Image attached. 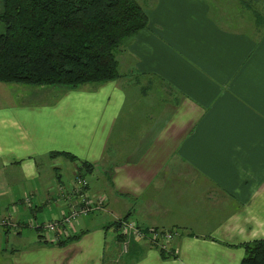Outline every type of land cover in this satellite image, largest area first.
<instances>
[{
  "label": "crops",
  "instance_id": "crops-1",
  "mask_svg": "<svg viewBox=\"0 0 264 264\" xmlns=\"http://www.w3.org/2000/svg\"><path fill=\"white\" fill-rule=\"evenodd\" d=\"M233 1L253 13L255 36L221 24L212 0H160V67L131 50L141 76L182 90L165 56L205 47L206 103L179 91L181 99L137 122L144 96L127 94L131 78L122 75L63 89L50 103L0 105V264H241L244 245L264 239V0ZM219 2L221 14L236 10ZM148 16L140 34L152 30ZM79 173L104 209L60 229L58 242L27 230L69 212L63 178L72 188ZM126 218L174 230L170 257L132 239L125 250L116 224Z\"/></svg>",
  "mask_w": 264,
  "mask_h": 264
},
{
  "label": "trees",
  "instance_id": "trees-1",
  "mask_svg": "<svg viewBox=\"0 0 264 264\" xmlns=\"http://www.w3.org/2000/svg\"><path fill=\"white\" fill-rule=\"evenodd\" d=\"M0 6L4 84L76 90L118 80V49L150 26L138 0H0ZM50 155L75 161L68 153ZM244 248L241 264H264V239Z\"/></svg>",
  "mask_w": 264,
  "mask_h": 264
},
{
  "label": "rangeland",
  "instance_id": "rangeland-1",
  "mask_svg": "<svg viewBox=\"0 0 264 264\" xmlns=\"http://www.w3.org/2000/svg\"><path fill=\"white\" fill-rule=\"evenodd\" d=\"M138 2L143 6L147 14H154L155 17L152 21V30L151 32H144L143 34L126 41L116 53L117 60L119 62V71L122 73V75H124V77L131 78L127 80V94H129L131 97L136 94L137 96H144V98H140V103L134 111V120L137 122L139 119L142 120L144 118L149 120V118H151V116L156 113L158 109H160L161 112L162 108L166 107L167 104H173L175 100H178L182 96L180 93L184 91L190 92L195 96V98L202 99L204 103H206L204 99H206L208 102L210 99L209 95L206 93L209 92H207L206 88L202 89L201 87L203 84L205 85V83H210L204 77L207 74L206 70L204 69L205 47L197 49L196 46L198 45H195L194 47L190 48L191 51L189 50V52L178 50L182 52H168L169 55L165 56V60H169L170 63L175 62L177 65V68L174 69V71L176 75H179L178 84L180 87H182V90L179 89L177 85L172 86L169 84L170 86H168L163 81H161L160 76H157L156 74H153L157 76H154L155 79L145 78L141 76V73H138L137 69L133 67L134 60L132 59L131 50L135 51V47L140 48V55L144 61H146L145 63H147V66L154 64L155 66L160 67V57L156 58V51H158L160 47V11L156 12V10L159 7L160 0H138ZM212 2L216 17L219 18L221 24H223L226 28L230 30L241 29L242 32H246L254 36L256 35L253 30L255 29V24H253L254 15L251 11H247L245 8L243 9V7L240 9L236 1L234 4L233 0H228V4H231L232 6L231 8L236 10L221 14L219 0H212ZM197 8L199 9V14H202V12L205 10L204 3L200 1L197 4ZM258 11L263 13V8L261 7V9H258ZM198 27L200 29L204 28V23L203 25H199L196 28ZM203 38L204 37H202V39ZM183 59L192 65V67L189 66V64ZM196 60L197 62H195ZM178 63H180L181 68ZM195 77L200 79L196 80ZM63 89L65 88L55 86L34 87L27 85H10L0 83V105L22 106L23 104L35 105L50 103L56 99L55 97H59V95L63 92ZM215 92L217 91H214V93ZM200 99H198V101H200ZM63 181L66 189L70 190L71 187H69V180H67V178H63ZM54 192H57V190ZM58 196L59 194H56L55 199ZM38 199L39 198H37V200ZM10 213L14 214L12 212ZM28 221L29 219H27V223ZM3 225L10 229L14 228L15 230L22 226L16 221H11L9 219H4ZM32 229L27 230H31L35 234H38L37 229ZM143 229L146 231L151 229L157 230L156 228ZM13 232L15 231H12V233Z\"/></svg>",
  "mask_w": 264,
  "mask_h": 264
},
{
  "label": "built area",
  "instance_id": "built-area-1",
  "mask_svg": "<svg viewBox=\"0 0 264 264\" xmlns=\"http://www.w3.org/2000/svg\"><path fill=\"white\" fill-rule=\"evenodd\" d=\"M69 212L62 217L38 225L37 230L45 231V237L54 242L60 240V229L71 227L80 217L104 209L103 198H96L89 192V183L82 174H77L74 185L71 188ZM119 232L125 238L124 249L127 250L130 239L137 242H148L151 246L167 249L169 243L175 237L173 230H144L137 222L131 219L120 221Z\"/></svg>",
  "mask_w": 264,
  "mask_h": 264
}]
</instances>
